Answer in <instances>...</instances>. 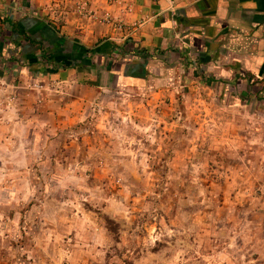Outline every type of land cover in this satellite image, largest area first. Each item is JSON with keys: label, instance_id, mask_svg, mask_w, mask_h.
<instances>
[{"label": "rangeland", "instance_id": "1", "mask_svg": "<svg viewBox=\"0 0 264 264\" xmlns=\"http://www.w3.org/2000/svg\"><path fill=\"white\" fill-rule=\"evenodd\" d=\"M12 65L0 264H264V79L180 69L68 94L41 74L17 84Z\"/></svg>", "mask_w": 264, "mask_h": 264}, {"label": "crops", "instance_id": "2", "mask_svg": "<svg viewBox=\"0 0 264 264\" xmlns=\"http://www.w3.org/2000/svg\"><path fill=\"white\" fill-rule=\"evenodd\" d=\"M22 1L0 0L1 25L9 26L0 29V64L8 70L13 64L17 84L41 74L58 81L68 94L121 85L140 88L180 69H192L212 84L241 80L239 68L253 73L249 79H264V0L93 4L98 13L108 11L122 20L124 29L73 14L56 15L48 6L40 7V0ZM83 101L76 95L75 104Z\"/></svg>", "mask_w": 264, "mask_h": 264}, {"label": "built area", "instance_id": "3", "mask_svg": "<svg viewBox=\"0 0 264 264\" xmlns=\"http://www.w3.org/2000/svg\"><path fill=\"white\" fill-rule=\"evenodd\" d=\"M97 1L99 0H47L49 4L54 3L57 6L73 4V7L81 18L98 20L103 24H109L114 29H124L126 27V24H124L122 20L116 19L110 12L98 13L93 7V4ZM12 86L13 85L6 79V76L0 74V124L7 120L8 110L16 99L15 91Z\"/></svg>", "mask_w": 264, "mask_h": 264}]
</instances>
